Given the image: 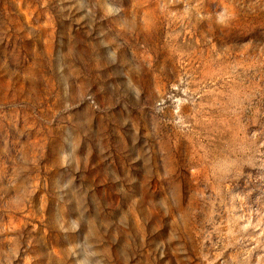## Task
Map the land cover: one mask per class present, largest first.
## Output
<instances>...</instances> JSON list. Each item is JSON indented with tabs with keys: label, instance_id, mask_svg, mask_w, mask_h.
<instances>
[{
	"label": "rangeland",
	"instance_id": "obj_1",
	"mask_svg": "<svg viewBox=\"0 0 264 264\" xmlns=\"http://www.w3.org/2000/svg\"><path fill=\"white\" fill-rule=\"evenodd\" d=\"M0 264H264V0H0Z\"/></svg>",
	"mask_w": 264,
	"mask_h": 264
}]
</instances>
